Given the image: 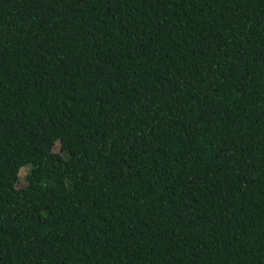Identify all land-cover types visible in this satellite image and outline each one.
Here are the masks:
<instances>
[{
    "label": "trees",
    "instance_id": "obj_1",
    "mask_svg": "<svg viewBox=\"0 0 264 264\" xmlns=\"http://www.w3.org/2000/svg\"><path fill=\"white\" fill-rule=\"evenodd\" d=\"M0 264H264V0H0Z\"/></svg>",
    "mask_w": 264,
    "mask_h": 264
},
{
    "label": "rangeland",
    "instance_id": "obj_2",
    "mask_svg": "<svg viewBox=\"0 0 264 264\" xmlns=\"http://www.w3.org/2000/svg\"><path fill=\"white\" fill-rule=\"evenodd\" d=\"M54 150L55 151H59V144L58 143H56V145L54 147ZM29 167H30L29 165H25L24 167H22L20 169V172H19V180H18V183L16 185L17 188H21V187H23V186L26 185L25 175H26Z\"/></svg>",
    "mask_w": 264,
    "mask_h": 264
}]
</instances>
